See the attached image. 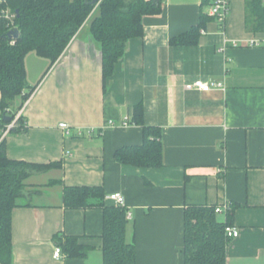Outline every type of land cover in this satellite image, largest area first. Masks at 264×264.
<instances>
[{
	"label": "crops",
	"instance_id": "1",
	"mask_svg": "<svg viewBox=\"0 0 264 264\" xmlns=\"http://www.w3.org/2000/svg\"><path fill=\"white\" fill-rule=\"evenodd\" d=\"M203 14V0H163L106 87L88 21L54 65L26 56L27 86L35 89L18 117L28 131L0 130L1 141L12 160L63 165L26 181L13 211V264H103V209L63 204L64 187L83 186L102 187L107 206H115L110 194H123L137 264H185V209L193 205L228 206L220 221L233 210L240 234L227 245L226 264H264V31L247 23L246 0H230L223 28L211 19L196 45L172 44ZM252 39L262 45L249 46ZM197 80L224 87L185 88ZM137 105L144 125L163 133L160 168L115 159L118 149L143 143V127L131 123ZM56 236L78 238L87 255L54 259Z\"/></svg>",
	"mask_w": 264,
	"mask_h": 264
},
{
	"label": "trees",
	"instance_id": "2",
	"mask_svg": "<svg viewBox=\"0 0 264 264\" xmlns=\"http://www.w3.org/2000/svg\"><path fill=\"white\" fill-rule=\"evenodd\" d=\"M211 4L212 0H203V5L210 7ZM246 4L247 23L252 22L257 32L264 31L263 0H246ZM0 8H9L16 13V29L20 32L13 40L9 37L7 23H0V130L4 132L35 89L28 88L26 82L25 58L30 52L54 65L88 21L86 27L101 49L106 87L128 42L143 36L144 17L160 14L163 0H99L97 5L85 0H5ZM211 19L209 14H203L198 26L174 38L172 44L196 45L200 31ZM13 107L16 112L10 115ZM143 120V107L137 105L131 123L143 127V143L118 149L115 159L119 164L160 168L164 164L163 133L157 127L145 126ZM27 131L21 117L10 130L15 134ZM62 165V162L36 164L12 160L7 155L6 141H1L0 136V264H13V211L24 197L26 181L35 173L60 169ZM105 198L102 187H64L63 190V204L67 209H103V264H137L135 247L126 239L127 211L124 207L107 206ZM216 208L205 205L186 207L185 264L227 263V245L231 239L227 238L225 228L233 225V210L228 211L225 221H220ZM56 240L67 257L83 258L87 255V248L76 237L56 236Z\"/></svg>",
	"mask_w": 264,
	"mask_h": 264
},
{
	"label": "built area",
	"instance_id": "3",
	"mask_svg": "<svg viewBox=\"0 0 264 264\" xmlns=\"http://www.w3.org/2000/svg\"><path fill=\"white\" fill-rule=\"evenodd\" d=\"M5 2V0H0V4ZM230 14V0H212V4L209 7V16H211L214 20H216L220 26L223 28L226 20ZM16 13L12 12L9 8L1 9L0 8V23L1 22H6L8 28L10 31L16 29ZM14 40V38H12ZM12 40V44H14V41ZM235 45H237L235 43ZM248 45L252 47H260L262 45V41L260 40H249ZM222 83H217V82H204L202 80H197L192 84H187L185 88L187 90H197L200 92L208 93L214 89H219L223 88ZM16 120L13 121L11 124L7 126L6 131H4L5 134L10 132L11 129L15 127ZM110 125H114L112 122H109ZM123 125H129V122H125ZM60 128L67 131L69 133V127L67 124L63 123L60 124ZM108 200L111 201L115 206L118 207H126V201L125 197L123 196L122 193L120 192H115L112 193L108 196ZM229 208L228 206H225V208L217 207L216 208V213L221 214L224 211H227ZM127 220H132V213L127 212ZM225 234L227 238L229 239H235L239 237L240 231L238 228L234 226H226L225 228ZM54 259L61 260L66 257L64 254L62 248L60 246L55 247L54 254H53Z\"/></svg>",
	"mask_w": 264,
	"mask_h": 264
},
{
	"label": "water",
	"instance_id": "4",
	"mask_svg": "<svg viewBox=\"0 0 264 264\" xmlns=\"http://www.w3.org/2000/svg\"><path fill=\"white\" fill-rule=\"evenodd\" d=\"M86 2H89L92 5H97L99 3V0H85ZM20 35V32L18 29H14L9 32V37L17 39ZM7 121H10V118H7Z\"/></svg>",
	"mask_w": 264,
	"mask_h": 264
},
{
	"label": "rangeland",
	"instance_id": "5",
	"mask_svg": "<svg viewBox=\"0 0 264 264\" xmlns=\"http://www.w3.org/2000/svg\"><path fill=\"white\" fill-rule=\"evenodd\" d=\"M15 109H16L15 107L12 108V111L10 112V115H13V114L16 112ZM17 119H18V115H17V117H16L15 120H17ZM219 219H220V220H223L222 217H219Z\"/></svg>",
	"mask_w": 264,
	"mask_h": 264
}]
</instances>
